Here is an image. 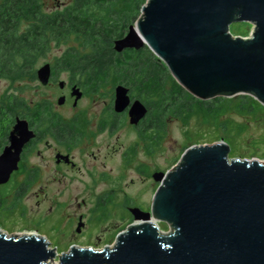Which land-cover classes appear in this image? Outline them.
<instances>
[{"label": "water", "instance_id": "water-1", "mask_svg": "<svg viewBox=\"0 0 264 264\" xmlns=\"http://www.w3.org/2000/svg\"><path fill=\"white\" fill-rule=\"evenodd\" d=\"M237 23L253 25L249 38L231 35ZM144 47L195 99L248 96L264 107V0H147L112 49ZM50 78V65L37 70L41 86ZM115 89L114 110L129 109V123L137 125L147 108L131 101L127 88ZM71 98L76 106L82 94L73 88ZM34 138L28 123L17 119L0 156V186L9 183L23 145ZM229 155L224 143L188 148L172 170L153 176L159 186L150 211L132 210L136 223L111 247L58 254L38 234L0 231V264H55L56 258L58 264H264V162ZM158 222L170 232H161Z\"/></svg>", "mask_w": 264, "mask_h": 264}, {"label": "rangeland", "instance_id": "rangeland-1", "mask_svg": "<svg viewBox=\"0 0 264 264\" xmlns=\"http://www.w3.org/2000/svg\"><path fill=\"white\" fill-rule=\"evenodd\" d=\"M67 1L50 0L48 2L50 4L43 12L51 13L54 7L67 5ZM253 29L251 24L237 23L230 26L229 32L233 37L249 38ZM71 46L78 45L69 41L60 48L54 47L48 58L37 64L36 69L38 70L44 64L52 65L54 58L59 57ZM69 74L70 72H62L58 78L67 83L70 78ZM108 78L112 81L104 85L103 88L116 87L117 78L110 76ZM174 84L180 86L175 80H173V84L170 82V85ZM63 95L57 87H41L36 77L16 80L0 79V125L11 126L12 124L9 125V122L10 119H14L15 114L19 117L26 115L27 111L28 116L37 114L36 106L44 103L52 106V110L58 113L60 118H68L71 115L69 112L74 109L72 107L74 100L71 96L70 98L65 97L66 105L58 107L57 101ZM86 95L87 100H83L77 109L91 113H94L93 111L101 113L102 110L107 109L108 106L104 102L110 100L109 91L103 90L96 97L88 90ZM129 96L131 98L130 94ZM239 97L225 98L226 102L216 103L217 105L211 112H207L205 106L200 104L195 108L194 113L185 116V118L166 120L163 127H158L157 132H154L155 141L153 144H151L153 136L151 132L145 133V138L138 140L128 128V124L116 135L120 138L118 143L113 138L108 148L96 149L89 144L87 146L80 145V149L77 148L76 151H73L77 157V168L74 171L64 172L66 178L62 179L63 186L67 187L69 191L67 190L62 198H46L49 200L47 205H43L42 202L43 199L45 200L42 185L43 172H40L35 181L31 183L29 193L19 200L12 199L13 185L19 180V177H12L8 184L0 187V231L8 235L36 233L46 238L51 247L57 249L58 254L67 253L71 245L68 246L69 243L67 245L59 244L58 242L65 236L63 238L60 236L61 233L56 230L57 225H51L52 220L59 221L58 214L48 212V207L52 202L63 204L64 211L60 214H64V218L66 215L67 219L72 220V222L70 221L71 225H67L64 229V232L68 234L76 229L77 219L80 215H85L89 219L93 212L92 221H95L99 215H103L102 207L97 208L98 203L96 202L100 200L99 196L103 195L105 191L107 193L109 188L114 191L121 189L124 193L119 197L116 192L105 197L103 202H124L126 200L125 205L128 209H145V212H149L153 196L159 186V183L153 180V176L172 170L178 164L183 152L192 146L224 143L230 148V158L248 159V161L257 159L264 162V107L249 105L247 110L241 109ZM134 100L138 99L132 97L131 101ZM16 103L18 107L14 109L13 106ZM23 106L29 110L26 111ZM39 113H43L42 128L45 118L49 119V113L43 111ZM30 118L33 127L38 119L35 115ZM133 144H136L137 148L130 152ZM150 145L154 146V151H150ZM120 147L121 151L116 153L114 149L117 151ZM39 148L43 149V146ZM82 148L83 152L80 151ZM125 153L128 154L124 156ZM29 159L31 165L43 166V161L35 154ZM103 174L107 176L101 181L103 185L100 183L92 185L94 179L100 181V176ZM106 212L110 217L104 223V227L112 229L113 235L111 241L106 242L105 247L103 245L98 250H102L106 246H113L117 236L124 232L128 226L136 223L130 214L122 211L120 207L111 206L107 208ZM157 225L163 233L170 232L167 224L158 222ZM55 262H58L57 258Z\"/></svg>", "mask_w": 264, "mask_h": 264}, {"label": "trees", "instance_id": "trees-1", "mask_svg": "<svg viewBox=\"0 0 264 264\" xmlns=\"http://www.w3.org/2000/svg\"><path fill=\"white\" fill-rule=\"evenodd\" d=\"M48 2L0 0V79L35 78L37 64L45 61L54 47L73 41L78 46L67 48L52 61L57 74L70 72L73 79L117 78L131 98L147 107L150 120L157 114L160 128L168 119L194 113L200 104L211 112L216 103L226 102L225 98L200 101L180 86L170 85L174 79L168 69L147 47L122 53L112 49L114 42L123 39L137 22L147 0H68L67 5L45 13ZM87 86L100 88L103 83ZM239 100L241 109L261 107L248 96H240ZM17 107L14 104L13 108ZM43 109H49V105H37V114L30 116L38 119L34 129L40 128L39 112Z\"/></svg>", "mask_w": 264, "mask_h": 264}, {"label": "flooded vegetation", "instance_id": "flooded-vegetation-1", "mask_svg": "<svg viewBox=\"0 0 264 264\" xmlns=\"http://www.w3.org/2000/svg\"><path fill=\"white\" fill-rule=\"evenodd\" d=\"M54 64V63H53ZM50 65L51 67V78L49 84L44 88H53L57 87L61 93L64 95L62 97L70 98L71 92L73 88L78 89L82 98L76 103L74 106V98L72 100V107L74 108L69 113L71 115L68 118H60L58 113L52 110V106H49V109H43V112L49 113L48 118H45L43 121V127L41 128L42 118L40 122V128L37 129L32 127V121L28 113L21 117L15 114L14 119H10L9 125H0V156L3 150L9 146V138L11 132H13L14 127L17 123V119L24 120L28 123L29 130L34 132L35 138L30 140L27 144L23 145V149L20 154V161L18 164V170L13 172L12 177L17 176L19 180L13 185L14 192L13 198L14 200H19L21 197L25 196L29 193V188L31 187V183L35 181V178L38 177L40 172H43V205H47L49 200L46 198H62L67 192V187L63 186L62 179L66 178L64 172L74 171L77 168V157L73 154V151L82 146H92L96 149H101L104 147H109L111 140L115 138V142L118 143L120 138L118 135L124 127H127L134 134L135 138L138 140L145 138V133L151 132L153 136L151 137V144H153L154 140V132H157L158 129V116L153 115L151 120L149 119V110L147 109V115L143 118L137 125H131L129 123V109L123 112H116L114 110V101H115V88H97L96 86H87L88 83H103L109 84L112 79L110 78H94L87 79L81 77L71 78V74H69L70 78L67 83L61 81L58 76L62 71L57 74V69H55V65ZM49 65V64H48ZM42 67V66H41ZM37 69L35 71L36 75ZM60 83H64L63 87H59ZM121 86V85H119ZM43 87V86H41ZM92 92L96 97L98 94H101L103 90L109 91L110 100L109 102H104L108 107L106 110H102L101 113L95 112L91 113L84 110H79L77 107L81 104L83 100H87V91ZM97 94V95H96ZM95 97V98H96ZM61 98V97H60ZM43 105V104H42ZM66 105V100L61 107ZM58 105V107H60ZM147 108V107H146ZM13 114V113H12ZM153 114V112H152ZM43 117V113L41 114ZM3 140V142H1ZM118 145V144H117ZM43 146V149L39 147ZM136 144H133L130 152L136 150ZM149 146V145H148ZM154 146L150 145V151H154ZM80 149V148H79ZM78 149V150H79ZM115 152L121 151V147ZM83 152V148L80 150ZM37 156L39 159L43 161V166L35 167L31 165L30 159L33 155ZM128 153H125L126 156ZM107 177L105 174L101 175V180L94 179L92 185L102 184V179ZM154 180V178H153ZM155 181V180H154ZM10 182V181H9ZM103 185V184H102ZM1 187V186H0ZM69 191V190H68ZM120 197L123 190L118 189L117 191L108 189L107 193L104 192L103 195L99 196V199L96 203H98V207H102L103 215H99L95 221H92L91 217L94 216L93 212L88 219L85 215H80L77 219V227L74 229V232L70 231V233L66 234L64 229L67 225H71L72 220L67 219L66 215L64 218V214H60L63 212V204H59V202H52L48 207V212L51 214H58L59 221L54 222L51 221V225H57V229L61 233V237L64 239H60L59 244L71 245V248H91L93 250H98L101 246L104 245L108 241H111L113 230L110 228H105L104 223L109 220V214L106 212L107 208L111 206L120 207L122 211L127 212L133 218L132 210L125 205L127 202H103L104 198L107 196H111L116 193ZM151 209V208H150ZM142 210V209H140ZM146 210H142L145 212ZM148 212V211H147ZM134 219V218H133ZM71 221V222H70ZM81 225V227H79ZM73 244V245H72ZM108 247V246H106ZM106 249V248H105ZM69 250V249H67ZM57 251V250H56ZM58 253V251H57Z\"/></svg>", "mask_w": 264, "mask_h": 264}, {"label": "bare ground", "instance_id": "bare-ground-1", "mask_svg": "<svg viewBox=\"0 0 264 264\" xmlns=\"http://www.w3.org/2000/svg\"><path fill=\"white\" fill-rule=\"evenodd\" d=\"M157 226H158V225H157ZM158 227H159V226H158ZM159 230H160V227H159ZM160 231H161V230H160ZM161 232H162V231H161ZM32 234H36V233H31V234H26V235H25V234H24V235H23V234H19V235H17V236H18V237H23V236L26 237V236H31ZM55 264H58V263L55 262Z\"/></svg>", "mask_w": 264, "mask_h": 264}]
</instances>
